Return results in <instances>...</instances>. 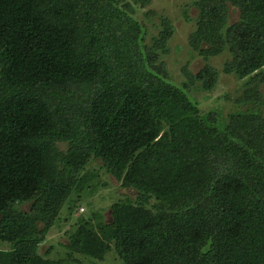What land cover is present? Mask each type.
Masks as SVG:
<instances>
[{
    "label": "trees",
    "instance_id": "trees-1",
    "mask_svg": "<svg viewBox=\"0 0 264 264\" xmlns=\"http://www.w3.org/2000/svg\"><path fill=\"white\" fill-rule=\"evenodd\" d=\"M150 4L0 0V264H64L40 255L54 228L76 262L264 264V0L196 2L192 47L205 62L228 48L237 107H255L226 118L189 93L216 88L209 65L182 87L156 67L173 28L144 44L132 9ZM92 160L137 192L109 222L74 216L107 187Z\"/></svg>",
    "mask_w": 264,
    "mask_h": 264
},
{
    "label": "rangeland",
    "instance_id": "rangeland-1",
    "mask_svg": "<svg viewBox=\"0 0 264 264\" xmlns=\"http://www.w3.org/2000/svg\"><path fill=\"white\" fill-rule=\"evenodd\" d=\"M198 0H151V4L145 8L133 5L134 18L144 28L145 41L144 44L152 47L154 40L159 39L160 32L163 30L162 22L166 19L170 21L173 28L172 37L165 45L167 50L166 55H160L159 62L156 67L163 65L167 73V80L177 86L188 84V78L185 75V70L197 75L201 73L204 68L209 65L218 72L219 78L216 88L208 93L201 88L192 87L190 95L198 104L202 113L209 111H221L226 118L231 113L237 110L254 109L253 105L249 107H237L236 100L244 95L246 92L245 81L239 80L234 75H227L224 73V68L228 60H232L233 56L226 51L216 57H212L208 62L196 51L192 46L191 38L197 30V20L199 16V9L196 7ZM239 12L231 9L230 25L238 22ZM203 46V45H201ZM264 116V107L260 108ZM62 147V146H61ZM100 162L92 160L88 171L98 173L100 181L104 182L106 188H101L92 198L84 201L82 204H76L77 208L74 211L76 219L87 221L93 212L102 213L104 221L111 220V206L119 202L123 198H130L132 200L137 196L135 190H127L121 187V183L117 181L112 175L100 170ZM154 204V202H153ZM28 210V206L22 208ZM68 228L58 229L54 228L40 247V255H45L48 251L53 249L50 254L52 259H61L64 264H120L115 253H111L107 259L102 262L93 260H86L83 257L76 261L68 260V252L62 248L61 244H66L64 238L65 231ZM11 249L9 243L0 241V251H8Z\"/></svg>",
    "mask_w": 264,
    "mask_h": 264
}]
</instances>
